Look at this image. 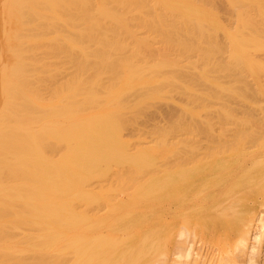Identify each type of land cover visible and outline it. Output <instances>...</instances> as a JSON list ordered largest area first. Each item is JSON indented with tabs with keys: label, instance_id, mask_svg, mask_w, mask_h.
I'll return each instance as SVG.
<instances>
[{
	"label": "bare ground",
	"instance_id": "6f19581e",
	"mask_svg": "<svg viewBox=\"0 0 264 264\" xmlns=\"http://www.w3.org/2000/svg\"><path fill=\"white\" fill-rule=\"evenodd\" d=\"M214 1L225 16L199 0H0V264L258 260L260 251H247L249 240L262 236L264 219L258 205L250 210L259 230H239L235 248L226 255L193 252L209 234L225 235L232 225L224 215V195L212 197L208 192L210 182L224 175L222 167L190 177L181 176V169L172 176L163 169L159 195L153 200L165 218L161 230H176L180 221L184 225L182 238H173L151 260L146 258L148 248L158 243L160 230L146 219L136 221V215L146 217V212L124 207L125 222L118 225L110 199L104 200L102 212L90 208L98 199L100 186L95 183L104 175L99 168L116 151H211L230 145L231 136L196 135L174 123L181 107L175 100L160 103L159 125L126 118L142 102L138 98L134 105L122 103L133 91L160 80L156 70L178 66L179 51L167 39L158 42L155 60H147L148 37L153 34L141 27L148 23L161 24L162 35L177 28V21L201 33L205 23L214 24L228 42L230 57H240L252 72L264 71V36L248 31L264 30V0ZM252 6L258 14L251 13ZM86 39L93 42L86 44ZM210 49L215 53L221 47ZM125 50L129 54L120 56ZM250 141L247 149L255 150L257 143Z\"/></svg>",
	"mask_w": 264,
	"mask_h": 264
},
{
	"label": "rangeland",
	"instance_id": "374dc122",
	"mask_svg": "<svg viewBox=\"0 0 264 264\" xmlns=\"http://www.w3.org/2000/svg\"><path fill=\"white\" fill-rule=\"evenodd\" d=\"M199 2L208 10L225 16L220 8L222 6L214 0ZM238 4L245 5L243 2ZM249 10L258 14L256 6L250 7ZM224 23L228 24V27L234 26L228 21ZM150 24L141 27L153 34L148 37L147 60H155L158 42L167 39L169 44L179 51L176 58L178 66L174 69L168 67L162 71L161 68L156 70L155 77L160 80L133 91L122 99L125 105L133 104L137 98L142 101L134 106L132 113H127L126 118L141 121L143 124L149 121L159 125L160 103L175 100L181 107L174 123H180L186 129H193L196 135H223L233 139L230 145L211 151H187L177 148L116 151L108 155L110 159H106L107 164L99 168V172L104 175H100L95 183L100 186L98 199L90 208L96 207L102 212L105 209L104 200L110 199L117 213L118 225L125 222L121 218L124 207L136 212H146V217L140 213L136 215V221L146 219V224L154 225L160 230V240L154 248H148L146 258L151 260L156 255L159 256L173 238H182L179 231L184 225L179 220L180 224L176 230H161L164 228L165 218L161 215V209L153 204V200L159 195L163 169L167 168L166 171L169 170L171 176L181 169L184 170L181 176L190 177L200 170L222 167L224 175L217 176L218 181L210 182L208 192L212 197L224 195V215L232 221V225L225 235L209 234L194 245L193 252L197 254L201 250H213L218 252V255H226L235 248L239 230H248L250 233L259 230V221L255 219L250 208L258 205L264 219V71L252 72L242 65L240 57H230L226 51L228 42L213 27L214 24L205 23L204 32L201 33L192 30L188 27L190 25L178 26L177 21V28L169 35H162L161 24H155L153 27ZM103 27L110 26L103 24ZM136 28L138 29V25ZM248 31L258 37L264 36L262 29L257 30L254 27ZM118 38L128 39V36L124 35L123 38L120 35ZM92 42V39H86V44L90 45ZM211 45L221 49L210 53ZM250 48L256 51L253 46ZM128 51L125 50L120 56H127ZM109 83L108 80L105 82L106 85ZM147 110L150 112L146 113ZM143 124L140 126L143 127ZM253 138L257 147L255 150H249L247 146ZM125 171L127 175H121ZM250 172H253L254 176L250 177ZM261 231V238L256 240L252 237L247 249L249 255L260 251L258 260L253 263L244 261L243 264H260L263 259L264 226Z\"/></svg>",
	"mask_w": 264,
	"mask_h": 264
}]
</instances>
